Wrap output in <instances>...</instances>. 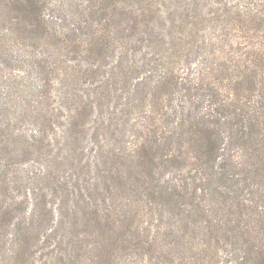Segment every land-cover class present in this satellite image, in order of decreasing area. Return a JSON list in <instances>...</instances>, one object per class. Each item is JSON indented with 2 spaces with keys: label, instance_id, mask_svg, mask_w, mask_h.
Listing matches in <instances>:
<instances>
[{
  "label": "trees",
  "instance_id": "trees-1",
  "mask_svg": "<svg viewBox=\"0 0 264 264\" xmlns=\"http://www.w3.org/2000/svg\"><path fill=\"white\" fill-rule=\"evenodd\" d=\"M0 264H264V0H0Z\"/></svg>",
  "mask_w": 264,
  "mask_h": 264
}]
</instances>
